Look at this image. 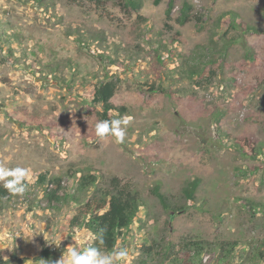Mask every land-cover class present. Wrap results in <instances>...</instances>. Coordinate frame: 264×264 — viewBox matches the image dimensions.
<instances>
[{
	"label": "rangeland",
	"instance_id": "obj_1",
	"mask_svg": "<svg viewBox=\"0 0 264 264\" xmlns=\"http://www.w3.org/2000/svg\"><path fill=\"white\" fill-rule=\"evenodd\" d=\"M186 1L201 21H177ZM170 2L0 0V164L29 170L23 195L0 198V264L67 262L91 245L69 226L77 203H49L38 181L76 193L79 172L139 193L123 264H264V0H173L168 19ZM109 80L127 108L112 115L131 117L122 144L95 135L92 91Z\"/></svg>",
	"mask_w": 264,
	"mask_h": 264
},
{
	"label": "trees",
	"instance_id": "obj_2",
	"mask_svg": "<svg viewBox=\"0 0 264 264\" xmlns=\"http://www.w3.org/2000/svg\"><path fill=\"white\" fill-rule=\"evenodd\" d=\"M125 6L139 11L143 5V0H124ZM174 2L171 0L167 9V18L171 17ZM264 10V7H263ZM203 13L195 14L193 5L186 1L182 4L181 14L177 21L181 24L193 20L201 21ZM116 83L113 80L106 81L96 85L92 91V102L102 104L101 117L104 120L115 119L113 112L124 113L125 106H117L112 102L115 94ZM238 142L246 153L250 156L256 155V144L249 138H239ZM75 176L76 193L69 192L67 184L59 177L47 178V174H40L39 184L48 183L45 196L49 203H57L63 199L71 198L77 203L75 214L69 222L70 227L77 229H86L92 235V243L101 251L111 252L118 244L119 239L129 230L135 220L138 218L143 204L139 193L132 189L128 184H124L118 177H112L108 187H102L99 184V177L95 174H84L82 172L73 174ZM52 186H51V185ZM201 184L199 177L188 180L183 188V194L188 200L194 199L197 190ZM165 209L181 210L180 206H175L170 201L168 195L161 190L160 185H155L151 189ZM9 193L0 187V197H7ZM103 231V243L97 236ZM153 248H148L152 252Z\"/></svg>",
	"mask_w": 264,
	"mask_h": 264
},
{
	"label": "clouds",
	"instance_id": "obj_3",
	"mask_svg": "<svg viewBox=\"0 0 264 264\" xmlns=\"http://www.w3.org/2000/svg\"><path fill=\"white\" fill-rule=\"evenodd\" d=\"M131 121V117H121L111 120H100L95 124V135L99 139H104L108 136L115 137V143H124L126 136V128ZM29 175V170L25 167H6L0 164V187H3L10 195H23L27 190L26 178ZM103 229L98 234L97 239L103 243ZM40 233V232H37ZM32 237V236H31ZM31 237H28L29 239ZM9 249L7 245H0V251ZM68 259L65 262L64 255L55 264H123L126 261L129 252L126 248L114 249L109 253H102L95 246L77 250L75 248L66 249ZM3 260L7 264L8 257L4 256ZM42 264H50L42 260Z\"/></svg>",
	"mask_w": 264,
	"mask_h": 264
},
{
	"label": "built area",
	"instance_id": "obj_4",
	"mask_svg": "<svg viewBox=\"0 0 264 264\" xmlns=\"http://www.w3.org/2000/svg\"><path fill=\"white\" fill-rule=\"evenodd\" d=\"M51 185V184H50ZM52 186V185H51ZM1 198V197H0Z\"/></svg>",
	"mask_w": 264,
	"mask_h": 264
}]
</instances>
